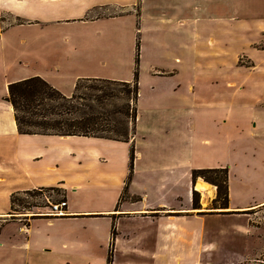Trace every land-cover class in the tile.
I'll list each match as a JSON object with an SVG mask.
<instances>
[{"label":"crops","instance_id":"crops-1","mask_svg":"<svg viewBox=\"0 0 264 264\" xmlns=\"http://www.w3.org/2000/svg\"><path fill=\"white\" fill-rule=\"evenodd\" d=\"M127 1L0 0V212L8 223L28 226L31 215L8 213L11 198L56 190L62 197L71 195L69 209L58 218L101 213L105 226L115 221L120 232L115 237L116 254L138 257L143 264H203L204 254L228 252L225 241L236 233L247 235L248 225L235 224L239 218L264 210V193L250 186L261 181L264 159L253 173L245 160L238 165L227 162L229 157L219 160L218 154L220 146L228 156L234 147H259L264 158V126L252 108L262 96L237 90L239 83L229 70L235 67L230 50L234 23L222 25L225 21L219 20L209 34L213 39L204 43L199 17L187 15L188 0L163 5L157 0L150 15L142 0L139 17L125 9L134 3ZM5 14L11 18L7 26ZM187 21L194 23L188 28ZM130 28L135 29L127 66L132 70L123 72L122 63L110 53L121 55V34ZM28 29L35 31L28 35L24 32ZM85 31L96 33L98 43L109 33L113 42L90 47L80 36H70ZM33 41L32 47L28 43ZM135 69L138 97L128 141L20 134L13 108L5 100L9 84L32 77L69 97L78 80L130 83ZM213 69L226 78L213 82L208 77ZM215 169H226L227 203L211 209L204 204L207 193L196 189L204 180L194 179L192 173ZM206 183L211 186L210 200H216V187ZM120 197L125 199L117 206ZM210 218H226L231 225L212 233L207 228ZM126 223L152 229L136 234ZM109 238L103 241L104 259ZM144 241L150 248L143 246Z\"/></svg>","mask_w":264,"mask_h":264},{"label":"rangeland","instance_id":"rangeland-1","mask_svg":"<svg viewBox=\"0 0 264 264\" xmlns=\"http://www.w3.org/2000/svg\"><path fill=\"white\" fill-rule=\"evenodd\" d=\"M145 1V14L150 15L152 13V6L157 4V0ZM163 1H165L166 4L172 2V0H160L159 4L163 5ZM133 2L132 7L128 6L125 9H128L130 12H133L136 17H139L142 0H133ZM186 12L188 16L199 17L197 19V25L204 31V43H206L207 39L210 37L209 34L212 29L220 22L219 20L225 21L221 23L222 25L227 24L226 21H231L235 24L234 45H232L230 49L232 50L231 59L235 61V67L233 69L229 68V70L233 71L235 82L239 83L237 90L241 92L246 89V93L255 96L261 94L262 101L257 103V105L255 104L254 107L252 106V108L253 110L256 108L257 119L259 117V120L264 126V114H259L264 108V0H188ZM3 16L4 26H7L11 18L8 14ZM193 23V21H187L188 28L189 25ZM130 27L133 28L132 24H130ZM131 28L129 30L123 29L121 34V47H119L121 55L119 53H110L111 56H115L117 61L122 63V68H124L123 72L132 70L127 67L131 62L129 58L132 48L131 37L133 36V30H135ZM33 31H35V29L24 30V32H28V35L29 33H33ZM62 31L66 32L64 29ZM70 36H80L82 42L90 47H96L98 44L102 43L111 46L113 42L110 40L111 36H109V33L105 36V42L102 43L97 42L96 33L91 31H85L79 35L71 34ZM61 37H63V34H61ZM137 38L138 36L136 35V39ZM210 38L213 39L212 36ZM220 40H222L221 36H219V41ZM28 44L33 47L34 41ZM117 44L119 45L118 41ZM110 54L107 53L108 56H110ZM12 55L14 54L12 53ZM96 55L97 54H92V57H96ZM29 70L33 71V68ZM222 70L223 69H220V72ZM211 73V76L209 75L208 77H210L213 82L216 80L223 81L227 76V74L218 73L216 75V69H213ZM103 74L105 73L103 72ZM187 76L190 77L189 74H187ZM0 80H2L1 77ZM86 85H93V87L101 88L105 92L115 93L118 96V98L104 100L102 104H99L94 99L87 101L86 103L93 107L94 112L112 113V111L123 109L124 105L129 103V111L127 114L125 113V116L119 114L116 116L114 123L110 126L106 124L102 126L107 129H112L110 132L104 133L106 136L122 138L120 135L128 134L127 138L129 139L133 125L132 110L135 109L134 94L129 93L126 95L127 93H125L126 91H124L125 89H123V87L110 83L85 82L81 84V87ZM1 88L2 84L0 83V94H2ZM131 90L132 88L128 89V91ZM81 91L82 94L91 92L90 90L85 91L84 89ZM92 93L102 95V93L98 91ZM146 96L147 93L144 91L142 98L143 102L146 101ZM242 102L243 100L240 99L239 103ZM127 115L128 117H126ZM72 117H75V114ZM234 148L236 151L228 156L226 149L220 146L218 153L219 160L226 161L227 157H229L227 162L234 161V164L238 165V161L245 160L248 170L253 173L255 169H258V167L262 165L261 161L264 158L259 153V147H252L250 150L245 147H240L239 149L236 147ZM204 177L208 180H213L221 186L224 171L221 170L217 173L206 174ZM260 180L261 181L257 185L256 181H254V184H250V186L256 191L264 193V174L260 177ZM213 186L216 187L217 190V186ZM211 196L212 192L210 196H207V201L206 197H204L205 207L208 206L207 208L213 209L218 206H224L225 198H223L220 193L216 196V200L215 198L210 200ZM70 198V194L63 196L66 204L70 203ZM123 199L125 198L120 197L116 205L118 206ZM11 200L12 210L8 213L16 215L29 214L32 217V222L29 223L28 226L25 223L14 221L8 223L7 221L9 218L4 216L3 212H0V264H115L116 259L118 260L117 262H122L124 264L128 262L143 264V260L138 257L132 255L124 256L123 254L115 253V237L118 236L120 232L114 220L110 227L104 225L103 214L84 213L76 218H58V216L49 215L51 212L47 202L57 203L62 201L61 193L56 192V190L42 189L41 191L13 196ZM251 201L254 202V200ZM196 202L197 196L194 197V203ZM99 204L101 203L97 202V205ZM68 209L69 208L65 206L63 208V214L67 212ZM246 214L248 215L239 218L235 224L248 225L247 235L236 233L235 238L228 239V242L225 241L226 247L229 248L228 252L225 250L223 253L204 254L202 256L203 264H264V210L247 212ZM209 220L207 228H209V231L212 233L218 230L222 225L224 227L231 225V220L228 221L226 218L219 220L210 218ZM125 225L129 227L130 230L134 229L136 234H141L152 229V227H145L142 229L141 226L133 223H126ZM106 236H110V238L106 247V258L104 259L103 245L105 244H103V241ZM30 238L31 241H29ZM222 243L224 244V242ZM225 245H223V247H225ZM143 246L145 248H150V244H147L146 241H144Z\"/></svg>","mask_w":264,"mask_h":264},{"label":"trees","instance_id":"trees-1","mask_svg":"<svg viewBox=\"0 0 264 264\" xmlns=\"http://www.w3.org/2000/svg\"><path fill=\"white\" fill-rule=\"evenodd\" d=\"M110 83L120 85L125 89L126 95L133 93V99L138 97V75L135 69L133 81L117 82L104 79H81L75 85L74 93L66 97L57 89L49 85L40 77H32L18 82L9 84L8 96L5 99L13 108L14 120L20 134H38V135H56V136H82L97 137L113 140L128 141L127 135H120L122 138L106 136L104 133L110 132L112 129L102 127L104 124L111 125L114 123L116 116L121 114L125 116L129 109V103L124 108L111 112H94L93 107L86 102L94 99L99 104L104 100L118 98L115 93L105 92L103 89L93 87V85L82 86V83ZM132 88L131 91H128ZM91 91L82 94L81 90ZM100 92L98 95L92 92ZM123 91V92H124ZM86 108V109H85ZM126 113V114H125ZM75 117H72L74 116ZM136 109L132 110V120L134 122ZM128 117V115L126 116ZM110 118V119H109ZM132 132V129H131ZM133 152L130 155V168L132 167ZM224 171L222 185L208 180L204 175ZM194 179L202 178L206 182H211L217 186V195L220 193L224 199V205L227 203V176L226 169L215 170H196L193 171ZM62 201H64L62 197Z\"/></svg>","mask_w":264,"mask_h":264},{"label":"built area","instance_id":"built-area-1","mask_svg":"<svg viewBox=\"0 0 264 264\" xmlns=\"http://www.w3.org/2000/svg\"><path fill=\"white\" fill-rule=\"evenodd\" d=\"M50 207V214L53 216H61L63 214V208L66 206L65 201H59L57 203L47 202Z\"/></svg>","mask_w":264,"mask_h":264},{"label":"bare ground","instance_id":"bare-ground-1","mask_svg":"<svg viewBox=\"0 0 264 264\" xmlns=\"http://www.w3.org/2000/svg\"><path fill=\"white\" fill-rule=\"evenodd\" d=\"M196 189L199 190V191H204L207 193V195H211V186L204 182V181H199L198 183H196Z\"/></svg>","mask_w":264,"mask_h":264}]
</instances>
